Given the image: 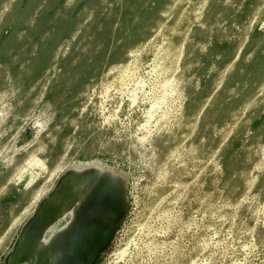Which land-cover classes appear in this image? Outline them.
I'll return each instance as SVG.
<instances>
[{"label": "rangeland", "instance_id": "374dc122", "mask_svg": "<svg viewBox=\"0 0 264 264\" xmlns=\"http://www.w3.org/2000/svg\"><path fill=\"white\" fill-rule=\"evenodd\" d=\"M74 167L124 180L96 264H264V0H0V264Z\"/></svg>", "mask_w": 264, "mask_h": 264}, {"label": "water", "instance_id": "95a60500", "mask_svg": "<svg viewBox=\"0 0 264 264\" xmlns=\"http://www.w3.org/2000/svg\"><path fill=\"white\" fill-rule=\"evenodd\" d=\"M69 172L61 177L55 190L43 200L24 226L7 264H96L109 247L126 213L123 178L110 173L95 178L91 169L73 184L67 180ZM66 181L68 186L58 192ZM81 185H87L88 189L80 199L72 220L48 244L41 245L44 231L59 220L68 203L76 199ZM70 186L71 191L67 192L66 188Z\"/></svg>", "mask_w": 264, "mask_h": 264}, {"label": "bare ground", "instance_id": "6f19581e", "mask_svg": "<svg viewBox=\"0 0 264 264\" xmlns=\"http://www.w3.org/2000/svg\"><path fill=\"white\" fill-rule=\"evenodd\" d=\"M91 169H92V171H94V177L95 178H97L98 176L103 175L105 173H110L107 170L102 171V169H100V168L98 170V169H96V167H92L90 169H85V171H83V169H82V171H80L78 169H75V167H74V169H72L69 172V174L67 176V180H70L71 183L75 184V181L79 180L83 176L84 173L88 172ZM110 174L113 175L114 177L117 176V175L113 174L112 172ZM67 182L68 181L64 182L60 186L58 192H60V190H63V187L68 186ZM70 189H71V186H70V188H66V191L68 192V190H70ZM87 189H88L87 185H81L80 193L77 195L76 199L72 198L73 200H71L68 203L66 210L64 211L63 215L59 218V220L65 218L67 216L72 220V218L74 216L75 209H76L77 205L79 204V201L82 198L83 194L87 191ZM69 194H72V193H69ZM59 220H57L56 222H54L53 224L48 226L47 229L44 231L41 242H40L41 245L44 246V245L48 244L56 235H58L61 231H63L67 227L66 226L65 228L58 229L56 227V225H57L56 223H58Z\"/></svg>", "mask_w": 264, "mask_h": 264}]
</instances>
